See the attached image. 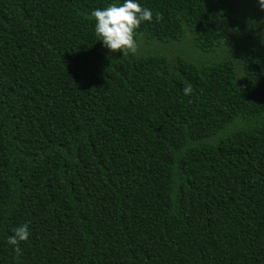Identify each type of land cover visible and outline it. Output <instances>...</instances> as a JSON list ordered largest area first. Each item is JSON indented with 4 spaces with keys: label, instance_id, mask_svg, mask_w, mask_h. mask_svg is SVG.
Wrapping results in <instances>:
<instances>
[{
    "label": "trees",
    "instance_id": "16d2710c",
    "mask_svg": "<svg viewBox=\"0 0 264 264\" xmlns=\"http://www.w3.org/2000/svg\"><path fill=\"white\" fill-rule=\"evenodd\" d=\"M111 2L0 0V264H264V0Z\"/></svg>",
    "mask_w": 264,
    "mask_h": 264
},
{
    "label": "clouds",
    "instance_id": "9594fccd",
    "mask_svg": "<svg viewBox=\"0 0 264 264\" xmlns=\"http://www.w3.org/2000/svg\"><path fill=\"white\" fill-rule=\"evenodd\" d=\"M153 11L143 7L139 0H112L104 8L92 10L90 18L94 20V34L99 42L110 52L119 51L134 54L137 51L136 30L143 22L151 23ZM191 86L183 89L185 95L190 94ZM30 227L27 223L12 229L7 244L13 251L20 252V245L30 238Z\"/></svg>",
    "mask_w": 264,
    "mask_h": 264
},
{
    "label": "rangeland",
    "instance_id": "374dc122",
    "mask_svg": "<svg viewBox=\"0 0 264 264\" xmlns=\"http://www.w3.org/2000/svg\"><path fill=\"white\" fill-rule=\"evenodd\" d=\"M186 43H169V44H154L155 46H151V51L155 52L154 54H162V55H170L173 54L175 56L181 55L185 50ZM189 53V51H188Z\"/></svg>",
    "mask_w": 264,
    "mask_h": 264
}]
</instances>
